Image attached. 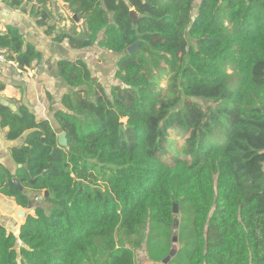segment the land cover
<instances>
[{"label": "trees", "instance_id": "1", "mask_svg": "<svg viewBox=\"0 0 264 264\" xmlns=\"http://www.w3.org/2000/svg\"><path fill=\"white\" fill-rule=\"evenodd\" d=\"M59 2L67 30L30 12L47 35L118 58L108 91L83 61L58 63L55 128L0 104L5 139L27 133L8 153L15 175L0 164V195L28 211L17 236L0 224V264H140L142 249L162 264L173 247L171 264H264V0ZM0 49L19 70L41 57L13 26Z\"/></svg>", "mask_w": 264, "mask_h": 264}, {"label": "crops", "instance_id": "2", "mask_svg": "<svg viewBox=\"0 0 264 264\" xmlns=\"http://www.w3.org/2000/svg\"><path fill=\"white\" fill-rule=\"evenodd\" d=\"M23 2L22 8L12 10L3 3V0H0V33H4L7 26L16 27L25 41L31 44L41 57L24 70H19L11 62L0 64V86H4V89L0 91V99L12 105L17 112L18 108L27 109L35 116L37 122L48 121L55 128L53 113L62 110L60 101L63 94L67 93L59 77L58 63L63 60L69 62L81 60L90 66L85 58L91 54H98L100 49L92 47L86 50H71L66 42H55L54 36L47 35L45 27L37 24L40 18L30 14L33 8L51 12L47 23L55 25L57 32L70 27L69 12L65 4L60 3L59 0H47L45 7L36 4V0ZM57 15L61 17V20H56ZM6 132L7 128H0V164L15 175L16 169L20 166L16 167L12 163L8 153L11 148L22 144L27 133L16 141H8L5 139ZM14 178L16 177L14 176L12 180ZM24 192H26L25 189ZM26 193L30 196V203L36 204L37 197H34L32 192ZM41 203H44V200ZM17 208L21 207H18L13 200L0 195V224L14 236L18 235L19 228L16 233L12 232L16 226L10 225H16Z\"/></svg>", "mask_w": 264, "mask_h": 264}, {"label": "rangeland", "instance_id": "3", "mask_svg": "<svg viewBox=\"0 0 264 264\" xmlns=\"http://www.w3.org/2000/svg\"><path fill=\"white\" fill-rule=\"evenodd\" d=\"M103 53H104V58H102ZM117 58H118V56H114L113 54H109V53L105 52L104 50H100V52L98 54L88 55L85 58V60H87L88 64L90 65V66L86 65L88 70L92 71V72L90 71L92 76H95L96 78L99 79V81L105 87L106 91L109 90V87L111 85V82L113 79V73H114L113 69L116 66L115 61L117 60ZM165 84H166V78H162L159 80L160 87H165ZM17 209H19V208H17ZM22 211L24 212V214H22V215H18V213H16V225H10V226H16L15 228L12 229V232L16 233L17 228H19V226L24 222L25 217H23V216L26 215V213H28V211L25 209L24 210L22 209ZM178 213H179V210H178L177 214ZM178 220L180 221V223L185 224L186 231L187 230L189 231L190 222L187 219V213L185 211H180V213L178 214ZM178 236H179V234H177V237ZM174 239L176 240L174 243H176L177 239L176 238H174ZM184 245L189 247V243L179 242V243H177V248L182 249ZM172 249L176 250L175 247H173ZM142 250H140L138 253H136V260L140 264H161V263L149 262L148 259L146 258L145 252ZM175 255H176V253H175ZM171 259L173 260L174 257ZM172 260L170 262H172ZM170 262H168L167 264H171Z\"/></svg>", "mask_w": 264, "mask_h": 264}, {"label": "water", "instance_id": "4", "mask_svg": "<svg viewBox=\"0 0 264 264\" xmlns=\"http://www.w3.org/2000/svg\"><path fill=\"white\" fill-rule=\"evenodd\" d=\"M129 16L132 19V21L135 23L136 22V13L134 10H130ZM139 44H140L139 42L135 43L134 45L130 46L126 51L128 53H131L132 51L138 50ZM0 103L4 106H7L8 108H10L14 113H16V114L19 113L13 108L12 105H9L8 103H6L5 100L0 99ZM56 140H57L58 146L63 147V148H67V140H66V135L64 132L57 134ZM12 182H13V185L18 189L19 192L24 193V189L22 188V186L20 185L19 181L16 178H14L12 180ZM27 196H28V198H30L29 194H27ZM47 196H48V191H44L41 195H39L35 199V201L36 202L42 201L44 199V197H47ZM177 212H178V205L174 204L173 205V214L176 215ZM17 213H18V215L24 214V212L22 211L21 208L18 209ZM23 217H25V215ZM175 241L176 240L173 238V242H175ZM175 253H176V250L171 249L169 251V254L167 255V257H165L162 260V264H167L169 262V260L174 257Z\"/></svg>", "mask_w": 264, "mask_h": 264}, {"label": "built area", "instance_id": "5", "mask_svg": "<svg viewBox=\"0 0 264 264\" xmlns=\"http://www.w3.org/2000/svg\"><path fill=\"white\" fill-rule=\"evenodd\" d=\"M6 63L5 57H4V51L0 49V64Z\"/></svg>", "mask_w": 264, "mask_h": 264}]
</instances>
